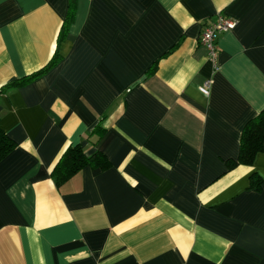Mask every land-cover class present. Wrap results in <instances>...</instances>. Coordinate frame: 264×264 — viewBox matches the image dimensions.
I'll list each match as a JSON object with an SVG mask.
<instances>
[{
    "label": "crops",
    "instance_id": "0c3cea01",
    "mask_svg": "<svg viewBox=\"0 0 264 264\" xmlns=\"http://www.w3.org/2000/svg\"><path fill=\"white\" fill-rule=\"evenodd\" d=\"M69 10L0 0V264H264V153L229 167L264 110V0H76L64 30ZM77 144L109 167L56 184Z\"/></svg>",
    "mask_w": 264,
    "mask_h": 264
},
{
    "label": "trees",
    "instance_id": "16d2710c",
    "mask_svg": "<svg viewBox=\"0 0 264 264\" xmlns=\"http://www.w3.org/2000/svg\"><path fill=\"white\" fill-rule=\"evenodd\" d=\"M75 5L76 0H70L69 16L63 29H66L68 22L72 20ZM4 89L5 88H3L0 93H2ZM95 131L97 132V138L99 139L104 129L101 126H98ZM14 148V141L0 129V162L7 157ZM258 153H264V110H262L255 118L248 121L244 126L238 157L235 161L233 160L229 162V167L232 168L239 164L250 166ZM85 166L106 169L109 167V161L100 151L94 152L91 156L86 157L83 147L80 144H77L69 147L65 151L53 169L52 176L55 179L56 184H60L68 180L72 175ZM258 182V179H252V187L258 189Z\"/></svg>",
    "mask_w": 264,
    "mask_h": 264
},
{
    "label": "built area",
    "instance_id": "2783aa9c",
    "mask_svg": "<svg viewBox=\"0 0 264 264\" xmlns=\"http://www.w3.org/2000/svg\"><path fill=\"white\" fill-rule=\"evenodd\" d=\"M236 24L237 21L235 19L217 14L216 21L205 26L199 35V44L206 50L208 59L215 69L218 68V35L233 30ZM210 85L211 81H206L204 85L200 87L201 93L208 95Z\"/></svg>",
    "mask_w": 264,
    "mask_h": 264
}]
</instances>
